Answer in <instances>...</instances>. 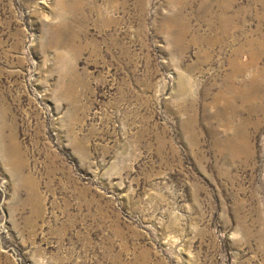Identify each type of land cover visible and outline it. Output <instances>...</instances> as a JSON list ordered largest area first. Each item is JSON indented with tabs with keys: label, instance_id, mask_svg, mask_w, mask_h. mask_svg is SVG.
Masks as SVG:
<instances>
[{
	"label": "rangeland",
	"instance_id": "374dc122",
	"mask_svg": "<svg viewBox=\"0 0 264 264\" xmlns=\"http://www.w3.org/2000/svg\"><path fill=\"white\" fill-rule=\"evenodd\" d=\"M0 264H264V0H0Z\"/></svg>",
	"mask_w": 264,
	"mask_h": 264
}]
</instances>
